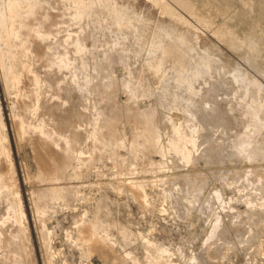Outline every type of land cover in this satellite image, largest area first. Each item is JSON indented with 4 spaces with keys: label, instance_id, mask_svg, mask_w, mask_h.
Instances as JSON below:
<instances>
[{
    "label": "rangeland",
    "instance_id": "1",
    "mask_svg": "<svg viewBox=\"0 0 264 264\" xmlns=\"http://www.w3.org/2000/svg\"><path fill=\"white\" fill-rule=\"evenodd\" d=\"M13 1L0 264H264V0Z\"/></svg>",
    "mask_w": 264,
    "mask_h": 264
},
{
    "label": "bare ground",
    "instance_id": "2",
    "mask_svg": "<svg viewBox=\"0 0 264 264\" xmlns=\"http://www.w3.org/2000/svg\"><path fill=\"white\" fill-rule=\"evenodd\" d=\"M180 4H182L184 7H188V3L185 1V0H180ZM12 5H17V1L16 0H14L13 2H12ZM0 61H1V52H0ZM1 67L3 68L4 67V65L1 63ZM1 71L3 72V70L1 69ZM8 71L9 72H11V68L10 67H8ZM4 74H6L5 72H3ZM18 139V138H17ZM16 142V141H15ZM17 144V143H16ZM18 145V144H17ZM95 246L97 245L96 243L94 244ZM97 246H99V245H97ZM96 246V247H97ZM110 249V248H109ZM103 250H105V251H107V253H108V255L109 254H112V253H114L111 249H110V251H111V253H110V251L108 250V248L105 246V247H103ZM105 251H104V253H105ZM103 252V251H102ZM106 253V254H107ZM107 255V256H108ZM110 256V255H109ZM113 256V255H112ZM115 257V256H114Z\"/></svg>",
    "mask_w": 264,
    "mask_h": 264
}]
</instances>
